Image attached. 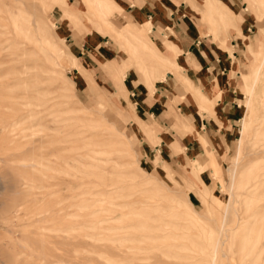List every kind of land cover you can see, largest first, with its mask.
Wrapping results in <instances>:
<instances>
[{
    "label": "rangeland",
    "instance_id": "1",
    "mask_svg": "<svg viewBox=\"0 0 264 264\" xmlns=\"http://www.w3.org/2000/svg\"><path fill=\"white\" fill-rule=\"evenodd\" d=\"M102 1L0 0V264H264V0Z\"/></svg>",
    "mask_w": 264,
    "mask_h": 264
},
{
    "label": "crops",
    "instance_id": "2",
    "mask_svg": "<svg viewBox=\"0 0 264 264\" xmlns=\"http://www.w3.org/2000/svg\"><path fill=\"white\" fill-rule=\"evenodd\" d=\"M142 5L140 4H136L133 2V0H119V4H123L125 5L124 10L128 11L129 13H135L138 14L142 11V13H144V15H148L149 11H154L156 8L154 6V4H150L149 1L147 0H142ZM205 0H202V2H204ZM96 3L104 8L107 12H109L112 15H116L117 13H115V10L111 7H108L107 5L103 4L102 0H96ZM164 8V6H163ZM170 10H165V14L166 16L170 15ZM170 18V17H169ZM173 26V25H172ZM137 27V28H136ZM149 28V22H147L144 26H135V28H133V32H135V36L138 38V40H143L142 43L140 42V46H137V51L140 52V54H142V56H147L148 58H155L158 55L157 49L154 46V44L150 43L148 40L149 38H147L146 34L144 31H147V29ZM188 45H184L183 43H180V47L181 49L183 48H188ZM211 58L209 56H207L206 54H202L201 59L202 61H204V63L206 62H210L212 60L215 61V66H217L216 68L214 67L213 72H215L214 74L217 75L218 73H220V75L223 72L222 69H224L223 64L221 65L222 67L219 66L218 64V56L213 57L212 54L210 55ZM211 65H209V67L205 68L210 70ZM213 67H211L212 70ZM173 70V69H172ZM125 73L122 76V79L124 78ZM264 95V93H263ZM218 102V100H217ZM140 105L145 104V108H143V112H149L151 110V106L154 105V102H150V104H148L147 106V99H145V97L140 98L139 101ZM158 104V101H157ZM214 109V113L215 116H205L204 114H202L201 118H200V123L202 126H204L206 129H210L212 132L214 131H218L219 129H217L216 127L214 128V126H216V120H220L221 122H228L229 125L231 123V118H232V108L231 105L229 104H225L222 103L220 101L219 103H215V107ZM234 117V116H233ZM206 125V126H205ZM224 135V133H223ZM199 148V147H197ZM152 151V150H151Z\"/></svg>",
    "mask_w": 264,
    "mask_h": 264
},
{
    "label": "bare ground",
    "instance_id": "3",
    "mask_svg": "<svg viewBox=\"0 0 264 264\" xmlns=\"http://www.w3.org/2000/svg\"><path fill=\"white\" fill-rule=\"evenodd\" d=\"M108 189H110V188H108Z\"/></svg>",
    "mask_w": 264,
    "mask_h": 264
}]
</instances>
